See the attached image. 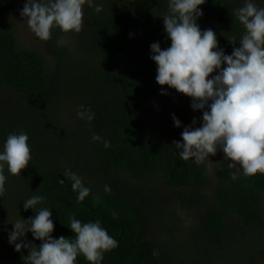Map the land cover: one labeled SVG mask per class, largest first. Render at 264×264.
I'll list each match as a JSON object with an SVG mask.
<instances>
[{
    "label": "trees",
    "instance_id": "trees-1",
    "mask_svg": "<svg viewBox=\"0 0 264 264\" xmlns=\"http://www.w3.org/2000/svg\"><path fill=\"white\" fill-rule=\"evenodd\" d=\"M17 2L0 0V14L12 12ZM244 3L206 0L200 6L203 15L197 22L201 29L213 28L227 54L239 46L245 31L235 16ZM259 3L263 7V0ZM99 4L103 9L97 13L85 3L82 30L74 33V51L58 43L64 34L58 27L52 30L46 46L57 59L53 70L38 51L20 46L14 23L0 22V83L20 99L18 104L0 99V150L10 133L25 131L31 153L21 176L4 168L0 264H27L22 256L29 254L28 249L17 252L8 232L20 216L36 214L23 208L33 194L46 197L39 206L52 209L56 238H75L68 227L73 214L82 222L101 221L118 241L117 247L105 252L101 264H264V174L246 176L239 165L230 169L228 162L221 164L220 183L212 204L198 216L194 242L182 239L176 205L156 186L158 180L175 188L195 186L207 177L205 162L178 156L173 141L181 139L183 128L174 125L172 116L182 125H191L195 117L181 113L182 97L175 89L156 82L157 66L150 58L151 43L159 41L162 48L171 43L162 18L168 0ZM233 36L235 45L229 41ZM161 87L168 88L167 94L161 93ZM81 104L95 113L93 120L77 116ZM93 133L102 139L93 140ZM104 140L110 141L109 147H104ZM66 168L78 173L91 189L84 201L77 200L72 181L63 176ZM105 185L111 190L106 191ZM199 203L186 205L192 208ZM113 211L118 215L114 217ZM153 218L173 234L169 240H154ZM26 238L39 247L41 241L30 232ZM76 264L90 262L78 255Z\"/></svg>",
    "mask_w": 264,
    "mask_h": 264
},
{
    "label": "clouds",
    "instance_id": "clouds-1",
    "mask_svg": "<svg viewBox=\"0 0 264 264\" xmlns=\"http://www.w3.org/2000/svg\"><path fill=\"white\" fill-rule=\"evenodd\" d=\"M205 2L168 0V12L162 18L171 43L166 48H162L159 41L150 45V58L157 66L156 82L190 97L191 108L202 111L200 120L194 118L191 125H182L173 114L174 125L183 128L181 140L173 141V145L184 161L217 163L210 157L220 150L224 160L229 161L230 169L239 165L246 176L264 174V7H259L255 0H245L244 5L235 10L245 31L239 46H234L231 54H227L219 46L213 28L201 29L197 22L203 15L200 6ZM85 3L94 6L97 13L103 9L95 0H25L20 15L26 18L27 25L39 39L47 41L57 27L66 34L80 32ZM229 41L233 45L237 43L235 36ZM168 88L161 87V93L167 94ZM77 116L91 121L95 113L81 104ZM92 139L102 138L93 133ZM28 140L25 131L7 136L0 150V196L5 192V166L12 175L21 176V171L29 165ZM109 145L110 141L104 140V147ZM231 175L233 180L237 178L236 172ZM63 176L72 181L77 200L84 201L91 189L79 174L66 168ZM59 182L63 184L64 180ZM105 190L111 189L105 185ZM45 199L38 194L26 199L23 208L32 209L36 214L27 219L20 216L8 232L9 243L17 252L28 249L29 254L22 256L27 264H76L78 255H83L90 264H101L105 252L118 246L116 238L99 219L82 222L75 214L69 217L68 226L75 238L54 237L52 209L39 206ZM112 215L118 214L113 211ZM29 232L35 240L41 241L39 247L27 241Z\"/></svg>",
    "mask_w": 264,
    "mask_h": 264
},
{
    "label": "rangeland",
    "instance_id": "rangeland-1",
    "mask_svg": "<svg viewBox=\"0 0 264 264\" xmlns=\"http://www.w3.org/2000/svg\"><path fill=\"white\" fill-rule=\"evenodd\" d=\"M103 0H99L101 3ZM233 4L237 3L240 0H231ZM260 0H255L256 4L259 6ZM264 7V0H263ZM23 7L22 0H18L16 8L8 13V14H0V22H12L15 24V35L19 41V44L22 48H31L38 51L46 60L47 66L49 69L53 70L56 67L57 59L49 53L46 42L44 40L39 39L29 28L27 25L26 18H23L20 15V10ZM85 10L83 9V12ZM75 32L73 33H62L60 40L66 41V43H59L61 46H67L70 51H74L76 49V39ZM59 40V41H60ZM180 95L181 103L180 110L181 113H186V116L195 117L200 120L202 116V111H194L191 108V98L187 97L181 93ZM0 99L9 100L18 104L20 102L19 95L9 87L0 83ZM179 99H177L178 101ZM22 102V101H21ZM173 105L176 104V101L173 100L171 102ZM181 140V139H179ZM210 159L213 162L217 163H208L205 162V173L207 175L206 179L198 183V185H190L183 187H172L170 185L165 184L162 180H158L157 185L161 188L160 192L162 195L169 201L176 205V213L179 217L180 223L178 228L182 229L181 237L186 242H194L192 238V234H196L195 231L198 229V216L201 212H204L214 200L215 190L217 185H219L220 180L217 176L218 168L221 164L228 162V160H224V153L220 150L217 151L215 156H211ZM200 201L199 205L193 206L192 208H188L186 203L187 201ZM261 204L264 205V197L261 201ZM150 233L154 240L163 242L164 240H169L173 234L168 231V229H164L156 219L150 220ZM234 243H232L233 245ZM18 260H21L20 256H18Z\"/></svg>",
    "mask_w": 264,
    "mask_h": 264
}]
</instances>
